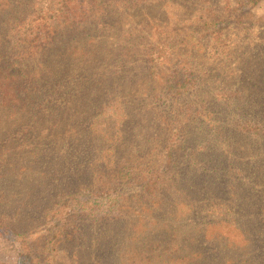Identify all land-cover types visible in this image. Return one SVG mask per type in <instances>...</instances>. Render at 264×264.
<instances>
[{"label":"rangeland","instance_id":"obj_1","mask_svg":"<svg viewBox=\"0 0 264 264\" xmlns=\"http://www.w3.org/2000/svg\"><path fill=\"white\" fill-rule=\"evenodd\" d=\"M0 68V264H264V0H0Z\"/></svg>","mask_w":264,"mask_h":264},{"label":"trees","instance_id":"obj_2","mask_svg":"<svg viewBox=\"0 0 264 264\" xmlns=\"http://www.w3.org/2000/svg\"><path fill=\"white\" fill-rule=\"evenodd\" d=\"M133 1H137V0H133ZM249 3L253 4V5L257 4L258 0H249ZM207 27L208 26H206V28H205L206 31H207ZM52 29H54V28H52ZM218 32H219V30H214L211 33L214 35V34H217ZM39 35H41V33ZM0 70H1V68H0ZM24 70H27V72H24ZM42 71H43L42 69H39L36 67H34V68L31 67V68H26V69H18L16 71V75L12 73L10 76H6V77H7V79L8 78L9 79H11V78L12 79L13 78L14 79H24L25 78L26 82L35 83V82L42 81L41 79H39L40 75L43 74ZM0 72H1L0 77H3L2 74H5V72L3 70ZM175 73H177V72H175ZM175 86H176V88L183 87V85L179 83L178 79L175 81ZM59 99H62V98H59ZM59 99H57V100L59 101ZM1 107H5V105L3 106V104H1L0 108ZM254 195H255V192L253 194H250L251 198L253 197L255 199ZM81 196H82V194L77 193L76 195L72 196V199H74V197H81ZM246 206L248 208H252V207L255 208V210L252 212V216L254 217V219L256 221L263 222L262 223L263 226H261L260 229L254 228L253 226L250 227V233L248 235L247 242L251 243L250 244L251 246H256V242L261 243V240H263V242H264V219H263L264 216H263V212H262L264 207H262L259 202L256 204H253V203H251V201H249L246 204ZM81 209H83V208H81ZM51 212H52L51 208L46 211V213L44 215V222L48 221V222H50V224H53L54 221H52V219H55V218H53V216L51 218ZM52 213H54V211ZM74 213H78L77 210ZM55 215H56V212H55ZM80 215H82V212ZM62 217L64 218L65 221H63L61 219L62 226L57 230V232L55 234V237L58 239V244H61L64 242H70L71 243V241H75L79 237H81V235L84 232L82 231L81 227H77L72 223L73 218H74V216H72V213L67 212V214L65 216H62ZM261 219H263V220H261ZM256 224L259 225V223H256ZM50 231H51V229H49V232ZM260 231H262V232L260 233ZM258 249H259V247L252 248L251 249L252 252L250 253L251 258L249 256L248 260H246L243 263L244 264H259L260 263V260H259L260 256L258 255V253L256 254ZM30 253L31 252H30L28 245L27 244L22 245L21 253L19 255L18 264H31L32 254H30ZM231 264H235V261L232 260Z\"/></svg>","mask_w":264,"mask_h":264}]
</instances>
